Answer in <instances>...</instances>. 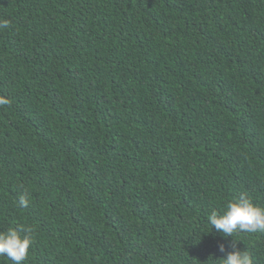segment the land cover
Segmentation results:
<instances>
[{
  "label": "trees",
  "instance_id": "trees-1",
  "mask_svg": "<svg viewBox=\"0 0 264 264\" xmlns=\"http://www.w3.org/2000/svg\"><path fill=\"white\" fill-rule=\"evenodd\" d=\"M0 19V231L33 229L22 264H221L233 242L264 264V231L207 222L242 193L264 208V0H0Z\"/></svg>",
  "mask_w": 264,
  "mask_h": 264
},
{
  "label": "clouds",
  "instance_id": "clouds-1",
  "mask_svg": "<svg viewBox=\"0 0 264 264\" xmlns=\"http://www.w3.org/2000/svg\"><path fill=\"white\" fill-rule=\"evenodd\" d=\"M10 22L0 19V30L7 29ZM10 101L0 97V105H8ZM18 205L26 208L29 204V194L25 191L20 195ZM207 222L217 232L225 237L233 236L237 232L255 233L264 231V208L255 205L246 194H241L233 200H229L222 212L213 210L207 216ZM33 229L28 226L9 227L6 231H0V255H6L13 264H22L28 255V249L32 243ZM23 233V235H21ZM232 249L222 258L221 264H252V259L246 251L239 250L236 243L230 245ZM220 251H224V245H219Z\"/></svg>",
  "mask_w": 264,
  "mask_h": 264
}]
</instances>
